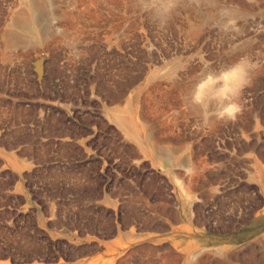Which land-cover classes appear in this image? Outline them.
<instances>
[{
    "label": "rangeland",
    "instance_id": "obj_1",
    "mask_svg": "<svg viewBox=\"0 0 264 264\" xmlns=\"http://www.w3.org/2000/svg\"><path fill=\"white\" fill-rule=\"evenodd\" d=\"M0 264H264V0H0Z\"/></svg>",
    "mask_w": 264,
    "mask_h": 264
},
{
    "label": "bare ground",
    "instance_id": "obj_2",
    "mask_svg": "<svg viewBox=\"0 0 264 264\" xmlns=\"http://www.w3.org/2000/svg\"><path fill=\"white\" fill-rule=\"evenodd\" d=\"M28 16V15H27ZM30 17H28V19H29ZM32 18V17H31ZM30 27V26H29ZM32 30V29H31Z\"/></svg>",
    "mask_w": 264,
    "mask_h": 264
}]
</instances>
